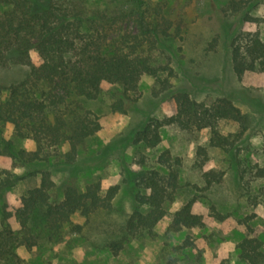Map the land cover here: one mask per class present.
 <instances>
[{
	"label": "trees",
	"instance_id": "16d2710c",
	"mask_svg": "<svg viewBox=\"0 0 264 264\" xmlns=\"http://www.w3.org/2000/svg\"><path fill=\"white\" fill-rule=\"evenodd\" d=\"M107 1V5L91 8L88 0H0V65H21L30 71L21 82L0 84V127L10 126L34 145L30 152L15 153L11 142L0 143V157L5 154L12 160L9 169L0 168V261L17 264L19 247L30 250L43 237L60 241L63 229L71 225L74 216L89 218L111 207L118 186L104 191L101 182L96 181L80 191L72 181L58 186L51 172L41 169L36 173L39 184L22 196L21 207L14 214L20 227L15 231L9 223L12 214L5 197L24 178L16 173L19 168L52 160L67 166L76 162L80 147L102 128L100 117L85 103L97 100L104 84L114 88L110 92L111 110L125 115L139 102L145 77L155 81L156 97H172L176 105L173 115L149 120L134 133V144L147 149L160 146L162 129L168 126L191 133L206 132L210 146L222 150L232 146L223 124L237 126L239 137L249 129V117L230 99L206 104L187 91L173 89L175 69L170 59H160L158 52H170L183 39L182 19L169 18L160 5L151 6L146 0H124L119 4ZM250 2L229 0L228 9L244 13ZM250 19L244 13V20ZM33 54L41 61L38 66ZM230 59L238 78L248 72H264L261 35L237 33L230 44ZM197 156L202 158L196 164L203 168L208 159L206 148L200 147ZM137 165L140 170L133 183L136 207L122 237L109 244L115 255L131 240L153 234L166 218L170 219L168 230L173 233L205 224L203 216L194 212L196 198L183 202L174 212L168 210L182 187L180 157L168 150L155 159L142 154ZM249 175L248 183L263 179L264 168L257 167ZM221 176L213 170L203 173L205 189L218 183ZM211 211L215 219L224 220L216 208ZM245 226L250 229L248 221ZM74 231L81 233V226L76 225ZM263 247L257 237L248 236L238 245L240 258L247 264H261Z\"/></svg>",
	"mask_w": 264,
	"mask_h": 264
},
{
	"label": "rangeland",
	"instance_id": "374dc122",
	"mask_svg": "<svg viewBox=\"0 0 264 264\" xmlns=\"http://www.w3.org/2000/svg\"><path fill=\"white\" fill-rule=\"evenodd\" d=\"M115 1L119 4L124 0ZM146 1L151 6L160 5L169 18L182 19L183 39L170 52H158L159 58H169L175 69L173 89L187 91L206 104L220 98L230 99L249 117V129L239 137L237 126L223 124L232 146L222 150L210 146L206 132L191 133L168 126L162 129L160 146L147 149L134 144V133L149 120L173 115L176 105L172 97L168 94L156 97L155 81L145 77L140 85L139 102L125 115L111 110L110 92L114 88L104 84L101 96L85 103L87 109L100 117L102 128L80 147L73 165L52 160L16 170L24 178L5 196L12 214L9 223L15 231L20 230L14 214L21 207L22 196L39 184L36 173L41 169L49 170L58 186L72 181L82 191L87 184L100 181L104 191L118 186V194L109 209H100L89 218L74 216L71 225L63 229L60 241L43 237L30 250L19 247L17 264H247L240 258L239 243L253 236L264 245V178L248 183L250 172L264 168V72H248L238 78L230 59L231 41L240 31L259 33L264 40V0H249L250 5L244 10L251 18L248 21L244 20V13L229 11V0ZM107 2L88 0L91 8ZM33 61L36 66L41 63L36 54ZM29 72V68L21 65L9 68L0 65V84L21 82ZM8 141L15 153L34 149L30 140L19 137L10 126H1L0 143ZM200 147L206 148L208 156L203 168L196 164L202 158L197 156ZM165 150L182 160L179 171L182 187L175 204L168 207L169 212L196 198L194 212L203 216L205 224L202 228L173 233L168 230L170 219L166 218L153 234L131 240L115 255L109 244L122 237L136 207L133 183L140 170L139 156L155 159ZM11 164L8 155L0 157L1 169H9ZM210 170L222 173L221 180L205 189L203 173ZM2 207L0 201V212ZM212 207L224 220L212 216ZM247 221L250 229L245 226ZM76 225L81 226V233L74 231ZM182 246L186 247L179 249ZM0 264L15 262L1 260Z\"/></svg>",
	"mask_w": 264,
	"mask_h": 264
}]
</instances>
